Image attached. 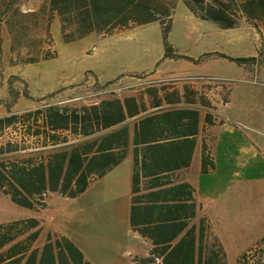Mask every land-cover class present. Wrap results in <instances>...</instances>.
Listing matches in <instances>:
<instances>
[{
	"label": "crops",
	"instance_id": "0c3cea01",
	"mask_svg": "<svg viewBox=\"0 0 264 264\" xmlns=\"http://www.w3.org/2000/svg\"><path fill=\"white\" fill-rule=\"evenodd\" d=\"M237 27L254 29L261 43L260 26L256 29L243 19ZM247 58L257 66L252 73L264 77L263 51L256 50ZM129 77L134 80H110L124 87L119 92H92L85 95L89 99L77 97L73 86L65 88L61 98L21 97L14 103L15 112H26L30 121L29 132L21 134L29 138V147L19 150L29 153V161L20 165L46 169L54 153L83 146H91L89 155H102L108 161L93 166L85 190L77 196L42 193L44 205L33 204L25 215L14 219L19 222L14 239L2 248L11 243L27 245L16 254L20 257L17 264H25L31 254L32 264H39L43 254L52 256L49 264H59V252L66 264H127L130 254L143 263L163 264L172 245L203 217L200 242V228L192 231L194 264H198L199 245L201 264L207 263L213 250L210 237L219 242L224 256L231 251L234 264L255 251L256 256L248 261L264 264V82L232 88L210 81H164L173 77L155 76L151 71ZM66 94L74 96L64 98ZM90 105H95L98 115L86 133L53 130L47 124L49 106ZM96 186L101 203L109 199L105 187L115 188L114 208L100 216L99 231L88 234L84 227L93 225L92 216L81 214L93 205L89 195ZM54 193L67 203L52 210L48 207ZM28 219H34L35 226H29ZM183 220L187 227L176 231L175 224ZM167 243L171 246L162 252ZM91 250L98 255L88 254Z\"/></svg>",
	"mask_w": 264,
	"mask_h": 264
},
{
	"label": "rangeland",
	"instance_id": "374dc122",
	"mask_svg": "<svg viewBox=\"0 0 264 264\" xmlns=\"http://www.w3.org/2000/svg\"><path fill=\"white\" fill-rule=\"evenodd\" d=\"M10 1L0 0V118L10 114L17 118L10 125L3 124L0 128V161L5 163L20 165L29 161L28 152H19L29 147V138H23L21 134L28 133L30 128L27 113L15 112L14 103L21 97L28 100L61 98L65 88L74 86L77 97L89 99L90 96L85 95L92 93L94 87H103L99 82L105 84L115 78L128 82L134 80L129 74L142 75L150 71L155 76L166 78L209 77L211 83L226 84L232 88L253 85L254 77L259 84L264 82L262 75L252 73L257 66L250 60L242 65L232 59L247 58L259 49L264 53V35L260 43V35L254 29H222L211 21L200 20L192 15L182 0L174 1L166 36L167 42L178 54L174 57H164V31L159 21L107 37L90 33L80 39L64 42L58 18L50 12L48 0H16L7 8ZM30 8L35 9L34 12L27 11ZM239 20L241 23L243 19ZM10 24L15 26L13 30ZM260 28L264 32V26L260 25ZM30 57L35 60L27 62ZM261 63L264 64V61ZM260 69L263 67L260 66ZM66 95L64 98L74 96ZM113 189L112 186L105 187L104 196L109 199L103 203L97 198V186L91 190L89 196L93 205L87 206L81 215L87 218L92 216L90 220L93 225L85 226L84 232L92 234L99 231L100 216L107 209L114 208L111 200ZM34 203L39 208L44 205L40 198ZM49 203L48 208L53 210L61 208L67 200L54 193ZM120 205L118 203V209L122 210ZM27 211L0 190V225L13 222ZM208 243L213 247V243L219 242L210 237ZM213 250L217 251V247H213ZM87 252L93 257L98 255V251ZM254 256L256 251L245 255L240 263L252 264L248 258ZM126 259L127 264H148L131 254ZM219 262L234 264L231 251L225 258L219 254Z\"/></svg>",
	"mask_w": 264,
	"mask_h": 264
},
{
	"label": "trees",
	"instance_id": "16d2710c",
	"mask_svg": "<svg viewBox=\"0 0 264 264\" xmlns=\"http://www.w3.org/2000/svg\"><path fill=\"white\" fill-rule=\"evenodd\" d=\"M11 0L7 8H10ZM175 0H48L50 12L57 16L60 32L64 42L80 39L90 33L99 37L109 36L122 30L153 21H159L164 31V57L177 56L172 45L167 42L166 36L170 27V19ZM191 13L206 21L215 23L222 29L235 28L240 24V18L258 29L264 26V0H182ZM48 55H45L46 57ZM234 61L244 63L251 58H232ZM29 58L27 62L34 61ZM109 81L105 84L112 83ZM12 91V89H11ZM8 106L9 103H6ZM39 113V111H36ZM48 126L55 129H67L71 133H86L91 130V121L96 117L95 105L81 106L79 108L64 106H49L46 112ZM29 117V114L28 116ZM17 117L13 114L0 118V128L3 124L10 125ZM28 119V118H27ZM57 139L56 135H52ZM66 140V139H64ZM91 146L71 148L69 151L54 153L52 160L45 169L44 165L31 167L30 165H17L14 162L0 161V190L9 195L11 201L22 208L31 209L36 197L41 198L46 190L59 192L74 197L82 193L87 186V177L94 172V165H106L108 157L102 155H89ZM9 150V148H8ZM84 162H86L84 164ZM81 165H86L80 170ZM63 167L64 170H63ZM193 207V204H192ZM194 217V211L191 212ZM183 209V216H185ZM189 218V216H188ZM29 226H35L34 219H28ZM18 221L5 226L0 225V264H17L19 254L27 245L11 243ZM200 228L199 242L202 239V230L205 226L204 218L199 217L197 223H192L191 229L183 234L167 255L163 264H194V227ZM176 231L184 230L187 222L183 220L175 224ZM217 242V240H216ZM171 246L167 243L162 252ZM217 251L212 250L205 264H220L219 254L225 258L219 243H213ZM69 250V249H68ZM69 252L73 254L70 250ZM220 252V253H219ZM245 256V255H244ZM243 256V257H244ZM264 260V249L262 253ZM34 254L29 255L25 264H32ZM202 246L198 249V264H201ZM52 256L43 254L39 264H49ZM213 260V263L211 261ZM142 261V260H141ZM58 263L66 264L62 253L58 254ZM241 264V263H239Z\"/></svg>",
	"mask_w": 264,
	"mask_h": 264
},
{
	"label": "built area",
	"instance_id": "2783aa9c",
	"mask_svg": "<svg viewBox=\"0 0 264 264\" xmlns=\"http://www.w3.org/2000/svg\"><path fill=\"white\" fill-rule=\"evenodd\" d=\"M163 80L164 81H174V80H186V81L205 80V81H210V78L209 77H199V76H186V77H178V78H167V79H163ZM252 82L255 84H259L256 77L253 78ZM123 88L124 87L121 86L119 83L112 82V83H109V84L99 88V89L94 90L93 93L94 94H101V93L119 92Z\"/></svg>",
	"mask_w": 264,
	"mask_h": 264
}]
</instances>
